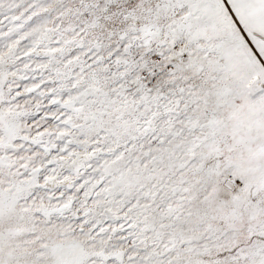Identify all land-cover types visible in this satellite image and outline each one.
<instances>
[{"label": "snow or ice", "instance_id": "6c2138e0", "mask_svg": "<svg viewBox=\"0 0 264 264\" xmlns=\"http://www.w3.org/2000/svg\"><path fill=\"white\" fill-rule=\"evenodd\" d=\"M0 264H264V0H0Z\"/></svg>", "mask_w": 264, "mask_h": 264}]
</instances>
